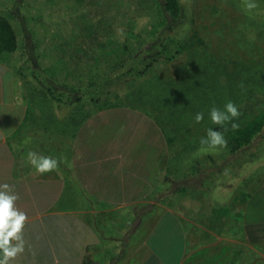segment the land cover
<instances>
[{"label":"rangeland","instance_id":"1","mask_svg":"<svg viewBox=\"0 0 264 264\" xmlns=\"http://www.w3.org/2000/svg\"><path fill=\"white\" fill-rule=\"evenodd\" d=\"M33 1L0 0V8L12 3L22 42L21 49L0 57L27 78L29 92H43L45 106L74 108L77 131L85 119L103 114L104 119L93 122L99 127L92 129V142H124L130 162L127 172L157 180L149 188L153 194L142 195L124 209H109V221L117 224L116 237L108 243L110 264L118 263L132 239L146 234L157 204H166L181 216L186 233L183 264H264V125L248 145L236 152L230 149L232 138L264 115V0H254L258 7L251 12L245 11V0H179L182 21L170 23L159 34L176 38L179 53L156 62L142 76L136 68L129 75L128 67L114 73L104 85L109 93L102 104H93L89 92L77 90L84 85L83 71L73 67L68 76L60 72L66 68H60L55 78L48 70L47 56L64 54L60 47L64 41L46 37L44 28L29 31L27 6L45 2ZM69 1V15L87 14L96 22L103 12L101 0ZM44 6L53 26L63 11ZM109 7L115 11L121 6ZM34 44L46 51L53 44L59 51L39 54ZM150 46L138 51L132 65L148 61ZM69 65L73 66L72 60ZM0 74L4 82L12 78L9 71ZM54 96L73 101L65 104ZM229 101L240 116L224 125L213 124L211 108L223 110ZM201 112L204 118L196 123ZM232 123L239 127L233 129ZM208 129L221 132L226 147L202 146L200 140ZM180 237V230L170 225L165 233L152 235L156 260L165 256L174 264Z\"/></svg>","mask_w":264,"mask_h":264},{"label":"crops","instance_id":"2","mask_svg":"<svg viewBox=\"0 0 264 264\" xmlns=\"http://www.w3.org/2000/svg\"><path fill=\"white\" fill-rule=\"evenodd\" d=\"M12 66L0 57V72L9 71L12 77L4 82L0 74V185H9L0 191L18 197L13 206L27 219L21 232L23 252L9 264H110L108 243L116 237L117 224L109 221V209H124L153 194L149 188L157 180L127 172L124 142H92V129L99 127L93 122L104 119L103 114L85 119L77 131L74 108L45 106L43 92H29L27 78ZM30 151L57 159V168L38 173L28 160ZM169 225L181 232L174 264H183L185 228L166 204L153 208L146 234L131 240L117 264H169L165 256L156 260L150 242Z\"/></svg>","mask_w":264,"mask_h":264},{"label":"trees","instance_id":"3","mask_svg":"<svg viewBox=\"0 0 264 264\" xmlns=\"http://www.w3.org/2000/svg\"><path fill=\"white\" fill-rule=\"evenodd\" d=\"M100 2L103 12L96 22L91 17H87V14H66L70 8L69 0H45L41 4L32 3L27 6V11L30 13L27 28L30 32L44 28L43 33L46 37L55 41L59 39L64 41L60 46L63 52L65 51L64 54L47 56L50 60L48 70L53 72L55 78L57 74L54 73L60 68H66L60 72L68 76L71 74L68 72L70 68L75 67L83 71L80 80L84 85L77 90L89 92L93 104L107 101L109 92L105 91L104 85L111 80L114 73L128 67L129 75L136 68L137 75L142 76L156 62L173 58L181 48L176 38L159 35L164 28L171 25L170 23L182 21L183 11L179 0H101ZM112 3L121 7H116L114 11L109 7ZM42 4L53 6L59 12L63 11L53 21V26L49 19L51 16L44 13L42 8H46ZM11 6L12 3L9 2L7 6L0 8V54L15 52L22 47L19 37L21 32ZM148 43H151L152 49L151 56L146 58L148 61L144 62L142 59L143 62L140 64L132 65L138 51ZM173 44L177 45L172 46ZM34 45L39 54L51 50H55L56 53V49L59 51L58 46L55 47L53 44L48 51L46 47H42V50L39 44ZM71 60L73 66H66ZM66 87L70 88V86ZM47 89L52 92L50 86H47ZM54 97L65 104L73 101L68 99L64 101L61 96ZM263 116L257 118L253 126L232 138L230 144L232 151L236 152L251 142L256 132L264 125Z\"/></svg>","mask_w":264,"mask_h":264},{"label":"clouds","instance_id":"4","mask_svg":"<svg viewBox=\"0 0 264 264\" xmlns=\"http://www.w3.org/2000/svg\"><path fill=\"white\" fill-rule=\"evenodd\" d=\"M258 5L254 0H245V11L251 12ZM210 119L213 124L224 125L240 116V112L236 105L229 101L224 105V109L220 110L216 107L210 110ZM204 118V114L197 113L195 116L196 123H200ZM239 125L232 123V128L236 129ZM202 146L207 145L208 148L226 147L227 141L223 134L219 131L208 129L206 138L200 140ZM201 150H204L203 148ZM29 162L35 167L40 174L53 171L57 168L59 161L50 156H39L37 153L30 151L28 153ZM0 188L9 190L8 184L0 185ZM18 199L15 195L7 194V191H0V251L3 252V258L0 264H9V261L23 252L24 242L21 236L24 223L27 219L26 214L14 208V201ZM15 240L17 243L12 244Z\"/></svg>","mask_w":264,"mask_h":264}]
</instances>
